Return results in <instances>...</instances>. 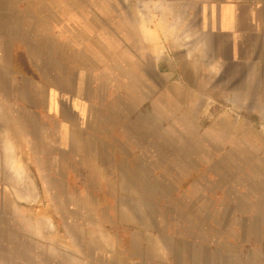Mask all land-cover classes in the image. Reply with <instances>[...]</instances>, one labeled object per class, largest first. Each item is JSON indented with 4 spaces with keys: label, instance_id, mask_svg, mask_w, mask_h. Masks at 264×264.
Segmentation results:
<instances>
[{
    "label": "crops",
    "instance_id": "0c3cea01",
    "mask_svg": "<svg viewBox=\"0 0 264 264\" xmlns=\"http://www.w3.org/2000/svg\"><path fill=\"white\" fill-rule=\"evenodd\" d=\"M263 168L264 0H0V264H207Z\"/></svg>",
    "mask_w": 264,
    "mask_h": 264
},
{
    "label": "water",
    "instance_id": "95a60500",
    "mask_svg": "<svg viewBox=\"0 0 264 264\" xmlns=\"http://www.w3.org/2000/svg\"><path fill=\"white\" fill-rule=\"evenodd\" d=\"M263 171H264V168H263ZM263 183V182H262ZM254 193L255 191L253 190V188L251 187L250 190L247 191V196H246V199L247 201H251L252 203V200H253V197H254ZM221 192L218 193V196L217 197H221ZM261 200L264 201V190H262V198H260ZM220 209V207H219ZM238 208L235 207V211H237ZM244 212L246 214V218L248 217H252V213H253V206L250 205V206H245L244 207ZM262 219L261 221L259 222H253L252 220L250 221H246L245 224V229L243 230H238V227H237V222H233V221H230V233L231 234H237V233H241L242 234V239L238 240L237 238H230V244L229 246H225V247H222V241L223 239L222 238H214L212 239L213 241H215V253L213 254H203V255H198V261L199 263L200 262H203L202 259H204L206 261L207 264H222V262H224V264H227L225 263L227 261V258H228V263L230 264V258H229V250H230V246L231 245H238V241H242L244 240L245 241V244L244 246H240V247H246V244L250 245V240H247L248 239H257L256 240H253V246H254V249H253V252H258V253H263L264 254V205L262 206ZM215 217V216H214ZM216 218L218 219H221V215L219 214V216H216ZM215 218V219H216ZM222 221L221 220H214V221H211L209 223L210 225V229H213L215 232L216 231H220L221 227H222ZM225 225V223H224ZM220 260V261H219ZM259 264H263V263H259Z\"/></svg>",
    "mask_w": 264,
    "mask_h": 264
},
{
    "label": "rangeland",
    "instance_id": "374dc122",
    "mask_svg": "<svg viewBox=\"0 0 264 264\" xmlns=\"http://www.w3.org/2000/svg\"><path fill=\"white\" fill-rule=\"evenodd\" d=\"M250 240V245L246 244V247H240L238 245H231L229 250L230 264H264V254L253 252V240L257 239H248ZM220 261V260H219Z\"/></svg>",
    "mask_w": 264,
    "mask_h": 264
},
{
    "label": "bare ground",
    "instance_id": "6f19581e",
    "mask_svg": "<svg viewBox=\"0 0 264 264\" xmlns=\"http://www.w3.org/2000/svg\"><path fill=\"white\" fill-rule=\"evenodd\" d=\"M170 4V3H169ZM171 8V7H170ZM93 26H95V25H93Z\"/></svg>",
    "mask_w": 264,
    "mask_h": 264
}]
</instances>
